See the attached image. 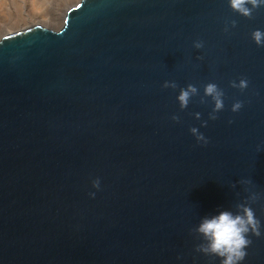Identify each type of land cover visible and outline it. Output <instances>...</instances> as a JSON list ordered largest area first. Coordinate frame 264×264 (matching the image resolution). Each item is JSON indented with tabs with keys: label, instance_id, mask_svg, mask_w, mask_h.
Returning <instances> with one entry per match:
<instances>
[{
	"label": "water",
	"instance_id": "obj_1",
	"mask_svg": "<svg viewBox=\"0 0 264 264\" xmlns=\"http://www.w3.org/2000/svg\"><path fill=\"white\" fill-rule=\"evenodd\" d=\"M255 28L264 8L243 16L228 0H79L58 29L2 35L0 264H220L196 250L203 217L251 204L264 227ZM165 80L199 91L181 108ZM209 81L224 90L216 119ZM250 235L242 264H264V231Z\"/></svg>",
	"mask_w": 264,
	"mask_h": 264
},
{
	"label": "clouds",
	"instance_id": "obj_2",
	"mask_svg": "<svg viewBox=\"0 0 264 264\" xmlns=\"http://www.w3.org/2000/svg\"><path fill=\"white\" fill-rule=\"evenodd\" d=\"M228 3L234 11L248 17H251L255 10L264 8V0H228ZM236 25V19L226 21L224 31L228 32ZM251 36L258 46H264V28L253 29ZM192 43L196 49H202L205 46V42L199 39L194 40ZM248 83L246 77L230 81L232 87L242 90L247 88ZM163 86L173 89L179 87L175 80H165ZM198 91L199 89L193 84L179 87L177 100L180 107H186L191 97L197 94ZM204 95L211 96L214 101L213 111L209 115L211 119H216L217 113L224 108V90L216 82L209 81L204 86ZM242 106L243 101L236 99L231 104V110L237 112ZM196 116L199 117L200 113H196ZM172 119L179 120V116L173 114ZM229 123H231V120H229ZM201 125L206 126L207 121H202ZM190 132L195 136L198 143H208V137L200 131L199 127L192 126ZM240 182L251 184L252 180L250 177H246L242 178ZM92 186L95 189L101 187L99 177L92 180ZM89 195L95 197L96 192L90 191ZM260 195V193L254 192L251 194V199L255 200ZM237 207L242 211L233 213L228 209L221 210L215 215L203 217L196 227V231L202 235L205 241L197 245L196 250L219 257L220 264H242L247 255L248 246L251 244L250 233L259 236L264 231V227H262V223L251 204H239Z\"/></svg>",
	"mask_w": 264,
	"mask_h": 264
},
{
	"label": "rangeland",
	"instance_id": "obj_3",
	"mask_svg": "<svg viewBox=\"0 0 264 264\" xmlns=\"http://www.w3.org/2000/svg\"><path fill=\"white\" fill-rule=\"evenodd\" d=\"M79 0H37L34 3L39 10L54 14L55 20L49 21L46 27L58 29L61 27L62 15L65 16L67 10L75 5ZM30 10L25 0H0V37L10 31L16 30L20 24L27 19V12ZM64 18V17H63ZM22 26V25H21ZM26 27V26H24ZM1 31H4L1 33ZM9 31V32H10Z\"/></svg>",
	"mask_w": 264,
	"mask_h": 264
},
{
	"label": "bare ground",
	"instance_id": "obj_4",
	"mask_svg": "<svg viewBox=\"0 0 264 264\" xmlns=\"http://www.w3.org/2000/svg\"><path fill=\"white\" fill-rule=\"evenodd\" d=\"M29 7L30 10L27 12V19L24 23L20 24V26L17 29H21L24 28V26H30L33 24H41L44 26H49L47 25L49 23V21L51 20H55V15L50 14V13H46L45 11H41V9L39 10V7L36 5V3H34L35 1L37 2V0H25ZM64 16L62 15V21ZM22 25V26H21ZM16 29V30H17ZM10 30L8 29V32ZM4 31H1V33ZM11 32V31H10Z\"/></svg>",
	"mask_w": 264,
	"mask_h": 264
}]
</instances>
